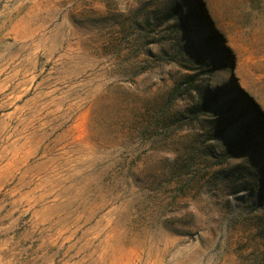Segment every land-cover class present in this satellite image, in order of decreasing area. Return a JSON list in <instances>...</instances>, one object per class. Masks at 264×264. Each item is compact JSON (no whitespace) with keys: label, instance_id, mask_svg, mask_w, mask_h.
<instances>
[{"label":"rangeland","instance_id":"obj_1","mask_svg":"<svg viewBox=\"0 0 264 264\" xmlns=\"http://www.w3.org/2000/svg\"><path fill=\"white\" fill-rule=\"evenodd\" d=\"M0 264H264V0H0Z\"/></svg>","mask_w":264,"mask_h":264}]
</instances>
